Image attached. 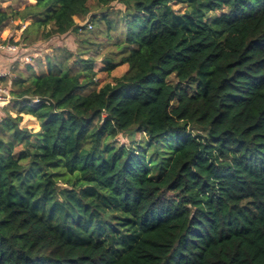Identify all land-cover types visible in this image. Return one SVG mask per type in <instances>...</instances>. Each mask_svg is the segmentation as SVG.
<instances>
[{"label": "trees", "instance_id": "1", "mask_svg": "<svg viewBox=\"0 0 264 264\" xmlns=\"http://www.w3.org/2000/svg\"><path fill=\"white\" fill-rule=\"evenodd\" d=\"M18 2L3 27L113 44L103 70L128 69L97 88L95 58L64 55L12 77L0 264H264V0Z\"/></svg>", "mask_w": 264, "mask_h": 264}, {"label": "rangeland", "instance_id": "2", "mask_svg": "<svg viewBox=\"0 0 264 264\" xmlns=\"http://www.w3.org/2000/svg\"><path fill=\"white\" fill-rule=\"evenodd\" d=\"M18 3V0H0V11L8 8L9 6H17ZM90 4L96 14L100 13L102 9L98 6V0H90ZM112 5L114 6L115 11L118 10V7L123 8L120 2H114ZM20 7H23V3H21ZM76 21L77 23L85 26L87 30H93L90 23H88L91 21L89 17L86 19L76 18ZM24 29L25 22L21 19L8 21L5 23L4 27L0 24V34L8 32L9 35H13L15 42H18L17 44H19L20 47V51L16 55L7 57L6 54H0V72L2 73L1 84H3L4 87L9 88L10 91L12 77L16 75L29 77L32 75L33 71L39 72L40 70H45L49 58L58 63L64 55L69 56L64 62L65 67H71L74 61L78 58L87 59L90 56L94 57V69L98 73L95 78L97 88H100L107 82L114 81L115 78L122 76L128 69L127 64H122L111 72L103 70V57L117 52V48L113 44H106L105 46H102L98 52L89 51L84 54L82 53L81 48L84 47V43L86 44V42H81L80 37H77V35L73 32L55 36L46 41L42 38V35L47 29L32 27L31 31L27 35L28 38L25 40V36L23 35ZM98 39L102 40V42H107L106 38L99 37ZM25 44L28 45L26 46ZM13 105L14 103L12 99L10 102V108ZM3 106L4 104L0 105V117L5 114ZM21 125L34 131L40 129L39 121H37L35 117L28 114H23V122Z\"/></svg>", "mask_w": 264, "mask_h": 264}, {"label": "built area", "instance_id": "3", "mask_svg": "<svg viewBox=\"0 0 264 264\" xmlns=\"http://www.w3.org/2000/svg\"><path fill=\"white\" fill-rule=\"evenodd\" d=\"M20 51L19 44L9 43V44H0V54H6L7 57L18 54ZM2 73L0 72V105L7 104L12 101V95L9 88H6L1 84ZM41 102L40 97H34L30 100V105H37Z\"/></svg>", "mask_w": 264, "mask_h": 264}, {"label": "crops", "instance_id": "4", "mask_svg": "<svg viewBox=\"0 0 264 264\" xmlns=\"http://www.w3.org/2000/svg\"><path fill=\"white\" fill-rule=\"evenodd\" d=\"M38 121V120H37Z\"/></svg>", "mask_w": 264, "mask_h": 264}]
</instances>
